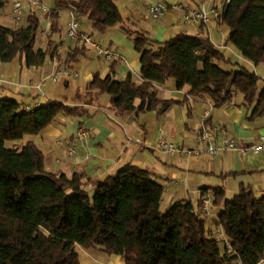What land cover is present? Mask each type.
<instances>
[{
    "label": "trees",
    "instance_id": "obj_1",
    "mask_svg": "<svg viewBox=\"0 0 264 264\" xmlns=\"http://www.w3.org/2000/svg\"><path fill=\"white\" fill-rule=\"evenodd\" d=\"M6 3L0 0V8ZM55 3L70 7L78 19L87 17L98 32L120 25L140 52V80L130 72L118 79L117 61L111 59L104 76L94 73L87 82L88 90L108 94L114 111L163 114L177 103L158 95L159 86L169 82L176 89L188 85L192 96L209 97L213 107L240 92L251 119L264 113L259 75L246 66L222 67L225 57L206 34L178 32L155 40L143 28L127 27L115 0ZM218 20L244 58L264 63V0H226ZM38 26L35 9L16 25L0 23V61L19 56L26 66L41 65L56 28L52 19L47 47L41 48L35 46ZM75 58L74 52L66 57ZM83 111L53 98L25 108L16 98L0 97V264H80V248L118 255L123 264H257L264 251V195L257 197L249 186H240L232 198L221 185L211 188L212 203L221 205L212 227L189 200L162 210L164 187L145 167L125 163L98 180L90 194L81 173L47 170L32 140L20 148L5 146L6 140L39 134L59 114ZM218 228L229 247L220 241Z\"/></svg>",
    "mask_w": 264,
    "mask_h": 264
},
{
    "label": "crops",
    "instance_id": "obj_2",
    "mask_svg": "<svg viewBox=\"0 0 264 264\" xmlns=\"http://www.w3.org/2000/svg\"><path fill=\"white\" fill-rule=\"evenodd\" d=\"M14 1L7 0L10 7L7 8L6 3L0 8L1 24L13 26ZM20 1L23 16L33 9L39 16L37 47H47L46 35L52 19L56 31L51 34L52 43L41 65L26 66L19 56L9 62L0 61V97L10 96L23 105L36 106L53 98L84 110L80 115L59 114L39 134H25L22 137L23 144L32 140L41 149L47 170L81 173L85 188L92 187L91 191H94L93 183L125 163L145 167L164 187L160 205L162 210L179 201L189 200L198 205L201 211V198L209 197L206 220L212 227L221 208V205L212 203V187L223 186L228 198H232L240 186H249L257 197L264 195V150L252 156L236 150L215 155L205 151L198 155L181 152L170 154L158 144V140L164 138L184 148L203 149L205 145L201 140V130L203 112L207 109L210 110L205 120L208 126L223 128L227 135L241 144L257 140L264 135V113L251 119L252 109L246 105L242 93L234 92L229 103L213 107L209 97L192 96L188 85L176 89L168 82L159 86L158 95L175 99L177 103L163 114H157L155 109L138 108L130 113H118L109 106L108 94L88 90L87 82L94 73L104 76L111 59L117 61L118 79H124L130 72L135 80H140V52L134 48L131 37L120 25L98 32L91 27L88 19L83 21L85 27L82 28L79 18L82 32L90 34L102 48L114 52L113 58L106 59L91 46L67 37L66 22L70 17V7L57 8L55 0ZM115 1L126 20V26L147 30L151 39L165 40L178 32L206 34L223 53L225 62L221 63L225 68L246 66L254 70L260 77L257 91L264 90V63L253 65L244 58L226 40L227 25L220 23L212 14L213 10L220 13L226 0H165L169 7L160 17H153L148 11V4L157 0ZM37 2L45 5L47 10L39 8ZM175 3H182L185 8H202L209 12L210 19L206 23H185L181 18L182 10L172 7ZM69 52H74L76 58L66 59ZM59 64H63L66 71L60 73L56 81H51L47 76ZM78 126L88 133L83 142L74 138ZM210 140L218 143L219 138L212 134ZM70 147L75 148L72 154L68 153ZM79 260L80 264H123L118 255L96 248H80Z\"/></svg>",
    "mask_w": 264,
    "mask_h": 264
},
{
    "label": "built area",
    "instance_id": "obj_3",
    "mask_svg": "<svg viewBox=\"0 0 264 264\" xmlns=\"http://www.w3.org/2000/svg\"><path fill=\"white\" fill-rule=\"evenodd\" d=\"M36 5L42 10H47V7L39 2H37ZM168 7L169 5L165 0H157L153 3L148 4V11L153 17H160L164 15ZM172 7L182 10L181 18L185 23H194V24L206 23L210 19L209 12L202 8H196V7L195 8H185L182 3H175L172 5ZM22 11L23 9H22L21 1L15 0L13 2V12L15 14L14 16L15 25L18 24ZM212 14L216 19H219L220 13L217 10H213ZM66 35L70 39H73V40H76V41H79V42H82V43H85L91 46L92 48L96 49L100 55H103L106 59H110L115 56L114 52L102 48L98 44V42L92 38L90 34L84 33L80 30L79 21L74 11H70V17L68 21L66 22ZM65 71H66V67L63 64H59L54 71H51L48 74L47 77L51 81H56L58 75ZM73 73L76 74V72H73ZM37 87L39 88V85H37ZM24 107L29 108L30 105H24ZM209 111L210 110L207 109L203 112L204 123H203L202 130H201V140L203 144L205 145L203 149L184 148L164 138H160L158 140V144L162 148V150L170 154L174 152H181L185 154H195V155L200 154L201 151H205L212 155H215L218 152L236 150V151H239L249 156H252L264 150V135L259 136V138L253 142L241 144L237 142L231 136L227 135L223 128L219 126H215V125L208 126L205 123V120L209 115ZM212 134L215 135L217 138H219L218 143L211 142L210 138ZM87 136H88V133L83 127L78 126L75 129V132H74L75 140L79 142H83L87 139ZM57 142L59 143L60 140H57ZM74 152H75L74 147H70L68 149V153L72 154ZM209 204H210V198L203 196L201 198V207L205 215H208ZM217 234H218V237L221 239L220 241L224 243L227 247H229L225 234L221 228H218ZM263 261H264V251L261 253L257 264H261V262Z\"/></svg>",
    "mask_w": 264,
    "mask_h": 264
},
{
    "label": "rangeland",
    "instance_id": "obj_4",
    "mask_svg": "<svg viewBox=\"0 0 264 264\" xmlns=\"http://www.w3.org/2000/svg\"><path fill=\"white\" fill-rule=\"evenodd\" d=\"M7 8H9L10 7V2H8L7 3ZM23 12V11H22ZM23 19L24 18V16L21 14V16H20V19ZM88 18L87 17H82V18H80V20H81V27L83 28V27H85V24H84V20H87ZM13 25H15V22L13 23ZM79 28H80V25H79ZM43 37H44V35H43ZM38 44H39V42H38V37L36 38V42H35V46L37 47L38 46ZM220 65L222 66V67H224L225 68V66L222 64V63H220ZM225 69H227V68H225ZM23 140H22V138H19V139H14V140H6L5 141V146L6 147H17V148H20L22 145H23ZM93 185H94V183H93ZM91 188L92 187H90V188H88L87 189V191L91 194L92 192H93V190L91 191Z\"/></svg>",
    "mask_w": 264,
    "mask_h": 264
}]
</instances>
